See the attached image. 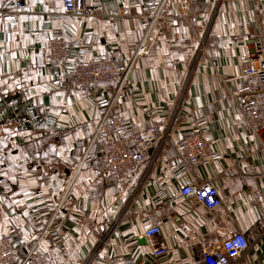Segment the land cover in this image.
<instances>
[{
  "label": "crops",
  "instance_id": "1",
  "mask_svg": "<svg viewBox=\"0 0 264 264\" xmlns=\"http://www.w3.org/2000/svg\"><path fill=\"white\" fill-rule=\"evenodd\" d=\"M17 1L0 0V12ZM86 4L101 14L46 24L49 14L62 11L61 0H26L20 21L5 23L0 15V234L14 236L27 252L62 204L55 231L42 244L57 264H105L109 256L149 264L145 232L154 225L161 228L155 242L169 249L160 264H204V239L219 246L237 231L251 244L245 264H264V148L236 104L220 100L229 89L259 83L237 77L244 40L264 35V0L169 1L165 14L172 20L152 51L136 59L116 106L136 131L157 124L164 139L153 144L132 188L123 192L98 176L101 147L90 146L95 101L105 92L58 83L39 48L62 33L71 44L85 41L94 54L125 67L147 23L113 20L117 0ZM185 20L196 24L190 28ZM200 120L209 122L220 158L179 180L170 167L179 157L178 141ZM209 179L223 208L210 213L171 201L183 184Z\"/></svg>",
  "mask_w": 264,
  "mask_h": 264
},
{
  "label": "built area",
  "instance_id": "2",
  "mask_svg": "<svg viewBox=\"0 0 264 264\" xmlns=\"http://www.w3.org/2000/svg\"><path fill=\"white\" fill-rule=\"evenodd\" d=\"M25 1L18 0L13 8L0 12L5 23L20 21L26 10ZM169 1L117 0L118 12L111 16L113 20L139 17L147 23L146 36L135 58L125 67L117 64L113 57L94 54L92 45L85 41L71 44L62 33L53 34L39 48L45 63L53 69L58 83L64 81L76 89L96 88L105 92L95 101L97 115L93 121L90 146L99 144L101 147L103 165L97 172L98 176L116 185L122 192L132 188L153 144L164 139L157 124L136 131L116 112V106L136 59L152 51L157 35L172 20V17L165 14ZM61 4L62 11L49 14L46 24L64 17L91 19L101 14L99 7L95 9L88 6L86 0H61ZM136 9H139L138 14L134 12ZM185 21L190 28L196 24L194 20ZM244 48V64L237 79H257L259 83L237 90L229 89L220 100L231 99L236 104L249 131L264 148V115L261 111L264 107V35H249L244 40ZM215 143L216 139L207 120H200L185 131L178 141L179 157L170 166L176 178L182 180L191 168L207 167L218 161L220 155L213 149ZM171 201L192 202L210 213L225 205L212 179L183 184L178 197ZM60 205L51 222L34 234V243L23 257L19 255L21 247L15 237L0 234V264H57L53 254L42 249V244L55 231V221L62 210ZM160 235L161 228L157 225L149 227L145 232L152 247V261L149 264H160L161 259L169 254L166 246L155 242ZM250 249L251 244L241 231L223 240L219 246L213 243L211 237H206L203 241L204 264H245ZM105 264H135V260L109 256Z\"/></svg>",
  "mask_w": 264,
  "mask_h": 264
},
{
  "label": "trees",
  "instance_id": "3",
  "mask_svg": "<svg viewBox=\"0 0 264 264\" xmlns=\"http://www.w3.org/2000/svg\"><path fill=\"white\" fill-rule=\"evenodd\" d=\"M96 89V88H95ZM261 111H262V108H261ZM27 252L25 251L24 253L22 252V251H20L19 252V255L21 256V257H23V256H25V254H26Z\"/></svg>",
  "mask_w": 264,
  "mask_h": 264
}]
</instances>
